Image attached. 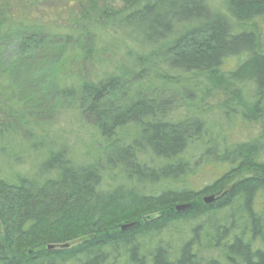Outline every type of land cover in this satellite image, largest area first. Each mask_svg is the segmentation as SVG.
<instances>
[{
	"label": "trees",
	"instance_id": "trees-1",
	"mask_svg": "<svg viewBox=\"0 0 264 264\" xmlns=\"http://www.w3.org/2000/svg\"><path fill=\"white\" fill-rule=\"evenodd\" d=\"M16 1L0 0V100L4 92L12 102L0 108L5 117L0 141L19 131L24 139L25 133L34 137L21 113L25 99L17 98L24 95L25 71H31L47 46L74 38L80 47L74 55L79 78L67 85L51 81L45 93L54 91L60 100L73 103L80 123L89 125L104 145L94 159L86 150L93 161L84 163L50 144L36 173L0 176V264H264V211L255 204L264 196V161L259 159L264 143L260 138L236 143L218 155L205 139L203 121L170 119L174 94L157 89L149 78L140 81L136 71L145 78L146 69L162 58L170 69L163 82L170 87L178 86L183 76L205 78L210 82L203 87L207 93L209 86L248 82L251 101L233 89L229 104L242 108L237 112L242 121L264 118V49L255 24L264 17V0H225V14L211 11L204 0H117L119 6L115 0H79L95 10L96 22L107 33L108 48L93 49L91 32L79 20L72 21V32L52 34L53 44L43 18L16 7ZM134 44L140 51L132 50ZM118 49L131 59L130 67L114 63L96 79L80 68L87 59L108 61L105 51ZM228 57L242 60L221 72ZM12 81L23 82L20 92ZM191 81L190 91L196 89ZM131 83L136 84L127 95L124 90ZM5 144L0 145L2 154ZM191 144L201 148L198 163L227 169L198 191L177 186L142 191L141 182L152 186L167 178L173 184L193 173L183 159ZM250 167L259 176L233 182L236 173ZM112 171L113 180L104 188V173ZM117 178L125 182H112ZM205 195L216 197L204 202ZM176 204L185 208L177 210ZM206 248L219 250L226 263L199 260L198 253Z\"/></svg>",
	"mask_w": 264,
	"mask_h": 264
},
{
	"label": "rangeland",
	"instance_id": "rangeland-1",
	"mask_svg": "<svg viewBox=\"0 0 264 264\" xmlns=\"http://www.w3.org/2000/svg\"><path fill=\"white\" fill-rule=\"evenodd\" d=\"M78 1L79 0H75V2L73 1L68 5L66 4L68 0H17L15 5L22 10H29L31 15L36 14L43 18L41 19L44 22L43 25H46V29L50 31L51 36L54 38L53 44L56 43V38L52 34H67L72 32L74 30L73 27L76 26L72 21L79 20V24L87 27L91 32V37L88 39V42H90L89 48H108L107 33L96 22L97 14L95 10H87V6L86 8L83 7ZM115 1L116 6H119V1ZM204 2L209 6L211 11L225 14V0H204ZM256 21L255 24L258 28L259 41L261 43V48L264 49V17L262 19L258 18ZM235 24L236 23L232 21L231 27L236 32L240 30V27ZM50 46L51 47L47 46L46 49H44L45 51L42 54V58L34 62L36 64H32V68L29 67L31 71H25V89L22 88V93L24 95L17 94V98L21 100L25 99V112L21 110L22 106H20V110L21 113H24L25 121H29L30 125H28V130L33 133L34 137L27 136L25 133L24 139V133L19 131L16 135L10 136L7 141L6 139L0 141V145L7 142L5 144L6 150L3 154L0 153V176L16 173H36V166L41 162L46 149L51 146L50 144H54L56 149L60 147L66 149L68 157L75 162L87 163L93 161L92 159H94L95 156H100L101 154V148L104 143L95 131L88 129L89 125L83 126L82 123H80L81 118H78L79 114H77L78 112L75 110V105L73 103H68V101L64 102L60 100L58 94L54 91L45 93L51 81L55 86L57 84H72L77 81L80 71L78 73L77 62L74 61L76 60L74 55L76 51L80 49L79 44L72 38L67 44L58 42V44ZM132 47V50L140 51L135 44L132 45ZM122 50L123 49H118L116 53H109L106 50L104 55L106 57L105 59H108V61L95 63L91 59H87L81 63L80 68L84 70V72H87L91 79H96L112 70L114 63L116 65H126L130 67L132 65L131 59L126 55V52ZM241 60L242 58L228 57L222 62L219 70L221 72H229L233 70L236 64ZM136 71L141 75L139 77L141 79L140 81L149 78L151 83L157 86V89H162L168 95L174 94V104L169 115L170 119L178 120L181 118L197 117L203 121L206 131L208 132L205 134V139H210L208 144H210L211 147H216L215 149L218 151V155H220L223 147H229L236 143L253 141L259 138L264 143V118L255 121H242L239 113H237L239 112L238 109L241 110L242 108L235 107L236 105L233 106L229 104L230 102L228 101L231 91H233V89H238L243 93V100L247 103L250 102L253 90L250 83H237L231 88H211V86H209V91L207 93L203 87L206 82L209 81H206L205 78L196 77L191 81V79L189 80L183 76L178 86L175 85V87H170L168 86V82H163L162 75L170 74V69L162 58H160L158 62H155L152 67L146 69L144 72L145 78L139 69H136ZM138 73L137 75H139ZM51 74L55 77L56 81L53 80ZM189 81H191L194 89L196 88L195 90L190 91L192 88L188 87ZM12 84H14L16 90H18V84L22 86L23 82L18 83L12 81ZM135 84L136 83L129 84L131 87L129 86L124 90L127 95L131 94V90ZM204 92L206 93L204 94ZM3 94L5 99L1 98L0 108L2 107V103H4L7 108L9 107L8 103L11 105L12 102L7 101L10 98H7V93L3 92ZM188 94L192 96L191 99L188 98ZM228 106L235 111L234 114L228 113ZM4 118L0 110V121ZM36 142H42L43 144H38L37 149H30V145ZM199 147L195 144H191L185 149L183 159H186L188 166L194 167L195 171L185 175L180 182L175 183L172 181L173 184H170L168 181H164L167 179L164 178V180L157 181L152 186H149L146 181L143 183L141 182L139 187L143 192H156L161 188L165 189L176 186V188L184 187L198 191L210 184L212 180L216 179L219 174H222L227 167L223 165L217 167V163L210 164L209 166L207 165V167L205 163L204 165L203 163H198L199 160L197 159L201 156V148ZM86 150L92 159H88L89 156L86 155ZM213 158V155H211L210 159L214 160ZM259 159L260 162L264 161V149ZM195 160L196 162H194ZM194 163H196L195 166L193 165ZM231 166L236 167L237 163H233ZM113 173V171L112 173H104L103 187L107 186L106 181L110 182L113 180L111 177L114 175ZM260 173L261 172L250 167L246 171L236 173L232 180L236 182L237 179L255 175L259 176ZM112 182L123 183L125 180L117 178L116 181ZM220 194L221 193H217V196H220ZM207 196L209 195H205L204 197ZM213 196L214 198L216 197L215 195ZM255 204L264 211V196H259ZM178 205L179 204H176L175 206ZM197 258L201 261L207 258H215L226 263L219 250L214 248L201 250Z\"/></svg>",
	"mask_w": 264,
	"mask_h": 264
},
{
	"label": "water",
	"instance_id": "water-1",
	"mask_svg": "<svg viewBox=\"0 0 264 264\" xmlns=\"http://www.w3.org/2000/svg\"><path fill=\"white\" fill-rule=\"evenodd\" d=\"M213 199H214V197L212 195H209V196L203 198L204 202H211ZM175 208L177 210H182L185 208V205H178V206H175Z\"/></svg>",
	"mask_w": 264,
	"mask_h": 264
}]
</instances>
